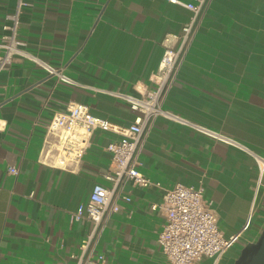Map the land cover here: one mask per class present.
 I'll return each instance as SVG.
<instances>
[{
    "label": "crops",
    "instance_id": "0c3cea01",
    "mask_svg": "<svg viewBox=\"0 0 264 264\" xmlns=\"http://www.w3.org/2000/svg\"><path fill=\"white\" fill-rule=\"evenodd\" d=\"M17 1L0 0V40ZM23 1L24 48L79 85L21 59L0 74V264H76L91 223L73 216L95 184L112 185L105 177L112 163L107 145L118 136L95 131L81 170L71 173L41 163L47 125L77 103L115 124L133 123L136 112L125 101L95 88L137 97L155 89L164 53L179 48L193 13L169 0ZM163 107L264 156V0L208 1L171 73ZM140 162V172L161 186H122L131 200H118L120 210L102 231L103 264H169L158 242L165 217L153 205L178 183L202 186L220 230L241 235L218 264H234L261 235L264 174L255 193L260 171L250 154L158 117ZM11 166L18 174L9 173Z\"/></svg>",
    "mask_w": 264,
    "mask_h": 264
},
{
    "label": "built area",
    "instance_id": "2783aa9c",
    "mask_svg": "<svg viewBox=\"0 0 264 264\" xmlns=\"http://www.w3.org/2000/svg\"><path fill=\"white\" fill-rule=\"evenodd\" d=\"M180 3L192 11L191 20L184 25L181 45L178 49L167 48L161 61L160 79L153 90L141 93L140 97L122 93L117 90H95L111 97L125 101L136 112L133 123L127 126L118 125L108 119L95 116L84 104L70 105L65 112H55L47 125L40 161L48 167L77 173L81 170L85 154L92 146L95 131L103 130L118 136L116 141L107 145L112 153L111 170L105 177L112 182L111 186L97 183L94 185L89 200L81 204L74 220L83 218L91 223L90 231L80 245V251L74 255L76 264H103L104 254L97 252L102 231L113 213L120 210L118 200L130 201L124 194L122 186L132 182L135 186L145 188L160 187L140 172L141 148L155 119L163 117L181 125H186L205 134L216 141L236 147L250 154L256 161L260 176L255 193L264 174V156L253 152L241 142L220 132L193 124L163 107L164 98L169 86L171 73L178 67L184 46L196 31L200 16L209 0H192ZM25 2L18 0L14 11L7 15L8 23L0 40V74L11 69L18 60H27L45 71L57 81L79 85L63 69L50 65L24 48L18 38L20 16ZM12 175L18 174L15 166L9 168ZM160 209L165 217L163 229L158 242L169 264H197L204 258H212L218 264L221 257L241 238L240 234L225 235L219 228L218 215L211 201L204 197L202 186L194 187L181 183L165 189L162 202L153 205ZM249 226L247 223L245 229ZM244 229V230H245Z\"/></svg>",
    "mask_w": 264,
    "mask_h": 264
},
{
    "label": "water",
    "instance_id": "95a60500",
    "mask_svg": "<svg viewBox=\"0 0 264 264\" xmlns=\"http://www.w3.org/2000/svg\"><path fill=\"white\" fill-rule=\"evenodd\" d=\"M234 264H264V229L255 242L242 249Z\"/></svg>",
    "mask_w": 264,
    "mask_h": 264
}]
</instances>
